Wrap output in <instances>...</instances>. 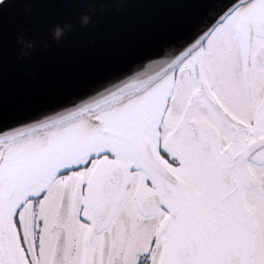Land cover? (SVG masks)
I'll return each mask as SVG.
<instances>
[{"label":"snow or ice","instance_id":"6c2138e0","mask_svg":"<svg viewBox=\"0 0 264 264\" xmlns=\"http://www.w3.org/2000/svg\"><path fill=\"white\" fill-rule=\"evenodd\" d=\"M178 2L116 63L0 103V264H264V0Z\"/></svg>","mask_w":264,"mask_h":264},{"label":"water","instance_id":"95a60500","mask_svg":"<svg viewBox=\"0 0 264 264\" xmlns=\"http://www.w3.org/2000/svg\"><path fill=\"white\" fill-rule=\"evenodd\" d=\"M188 7L178 0H12L0 19V103L12 110L59 93L116 63ZM57 25L71 26L60 41L51 35ZM22 51L29 55L20 59Z\"/></svg>","mask_w":264,"mask_h":264},{"label":"clouds","instance_id":"9594fccd","mask_svg":"<svg viewBox=\"0 0 264 264\" xmlns=\"http://www.w3.org/2000/svg\"><path fill=\"white\" fill-rule=\"evenodd\" d=\"M90 22V16L85 14L81 16L80 23L83 26L88 25ZM70 25H65L64 27H60L57 25L55 28L52 29L51 35L56 41H60L62 37L65 35V30H70ZM18 42L23 45L24 49H32L33 44L31 42L26 41L23 37H18ZM29 53L27 51H22L21 57H18L20 59L27 57Z\"/></svg>","mask_w":264,"mask_h":264}]
</instances>
